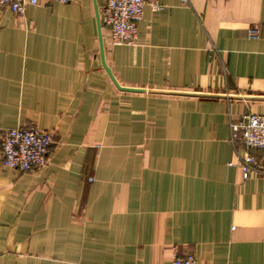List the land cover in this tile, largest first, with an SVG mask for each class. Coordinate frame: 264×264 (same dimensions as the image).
Segmentation results:
<instances>
[{"label": "crops", "instance_id": "0c3cea01", "mask_svg": "<svg viewBox=\"0 0 264 264\" xmlns=\"http://www.w3.org/2000/svg\"><path fill=\"white\" fill-rule=\"evenodd\" d=\"M145 1L134 45L106 0L0 12V142L54 134L40 169L0 151V264H264V156L229 166L230 122L264 114V0Z\"/></svg>", "mask_w": 264, "mask_h": 264}, {"label": "built area", "instance_id": "2783aa9c", "mask_svg": "<svg viewBox=\"0 0 264 264\" xmlns=\"http://www.w3.org/2000/svg\"><path fill=\"white\" fill-rule=\"evenodd\" d=\"M74 0H46L48 3L68 4ZM187 3L188 0H182ZM213 1V0H207ZM41 0H0V12L10 9L17 15H24L28 6H37ZM145 0H106L101 21L110 32L114 46L134 45L139 35L138 25L143 19ZM154 12L165 8L157 1L152 2ZM258 36V30L250 32ZM231 142L237 148L236 160L230 167L240 166L244 178L257 172L260 161L253 153L262 152L264 156V114H245L230 122ZM54 143L53 132L36 127L13 128L3 133L0 151L4 166L20 172H30L45 167L49 161L50 148ZM171 264H198L193 254L175 256Z\"/></svg>", "mask_w": 264, "mask_h": 264}]
</instances>
